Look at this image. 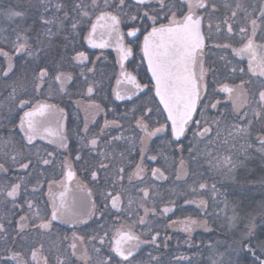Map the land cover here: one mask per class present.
Returning <instances> with one entry per match:
<instances>
[{
	"label": "flooded vegetation",
	"instance_id": "obj_1",
	"mask_svg": "<svg viewBox=\"0 0 264 264\" xmlns=\"http://www.w3.org/2000/svg\"><path fill=\"white\" fill-rule=\"evenodd\" d=\"M50 2L53 9L57 3L65 5L63 11L55 10L50 19L54 15L63 19L64 12H68L69 18L65 20V24H71L73 17L79 20L81 35L70 36L65 33L63 36V33L56 35L54 32L47 34L44 36L47 39L45 50L39 48V43L35 42L37 37L34 36L35 55L31 66L16 65L18 55L6 51L12 56L14 65L7 76L3 74V69L7 68L8 60L0 55L3 62L0 64V136H6L7 132L16 135L21 142L18 149L21 152L29 150L31 162V167L27 169L11 164L15 163L14 160L12 157V160H8L10 158L1 154L3 151L2 144L0 145V165L4 168V171L0 170V194L6 196L0 214L4 225L3 233L0 232L3 243L0 245V264H4L5 260L7 264H17V261L12 259L13 252H20L24 260H31L33 248L48 257V264H59L60 260L65 264H99V261L107 260L109 256L112 257L113 264H116V261L129 264L111 251L115 230L121 225L125 228L131 227L139 237V246L129 258L131 264H259L256 257L264 258L257 250L253 256L252 252L242 249L240 244V236L247 228L245 216L251 212L253 199L236 192H227L221 195V200L232 202L226 203L227 211H218L212 208L210 200L199 195L196 185L197 181L223 180V183L240 187L247 179L256 181L261 175L264 152L258 151L260 144L257 137L264 135V118H255L253 111L257 107L258 93L264 89V75L260 74L264 69L259 67L264 50L257 49L253 71H249L250 57L238 55L234 49L241 48L252 36V19L257 20L254 42L264 45V20H261L264 14V0H205L206 9L196 10V14L202 17L201 26L205 37L203 63L208 69L205 76L207 92L204 94V103H220L215 109L208 108L204 117L197 113L195 118L219 120V126L212 123L213 131L207 136L199 137L193 135L197 130L196 125H190L189 130L178 141L171 135L170 123L166 120V114L155 97L154 90L134 91L133 86L126 82L117 84L118 79L124 80L117 51L118 41L115 35H108L103 27L104 22L98 23L94 38L97 43L106 41L107 47H92L84 38L100 11L116 12V9L111 6L104 9V0H96L98 8H93L92 0ZM166 2L175 4L172 11L177 12V17L187 11L186 4H181L180 0ZM78 3L87 5L89 17L82 19L78 12L73 10ZM116 3L118 0H109L110 5ZM146 3L151 6L150 15L155 14L152 10L159 11L158 0H149ZM126 4L128 7L124 11L135 14L139 10L142 15L144 6L137 9L134 0H126ZM213 4L215 8L212 7ZM233 11L236 12L234 17ZM160 15L163 16V13ZM122 20L124 22L120 25V30L124 33V44L136 41L132 44L133 54L124 60V69L136 76L143 85L148 83L151 77L147 62L142 59L143 53L137 46L142 43L143 33L137 34L138 39L128 37L126 33L130 27L150 26L151 21L145 18L133 22L127 16H122ZM160 22L168 21L161 19ZM228 25L232 27L231 32L228 31ZM242 28L246 29L243 33ZM77 51L85 52L89 59L82 63L74 61L72 57ZM44 67L48 68V76L40 83L37 77L40 68ZM21 68L30 71L26 74L27 81H20L22 75L18 71ZM89 68L93 71L88 72ZM57 71L71 73L73 77L63 91L60 90L59 82L54 80ZM225 83L236 89L235 95L240 98L238 102L243 105L238 111L234 109L228 94L220 91V85ZM37 84H40L39 88L36 87ZM89 84L94 87L91 94L87 91ZM124 90L131 91H128L124 99H117L115 92L123 93ZM20 95H29L30 101L21 100L27 103L23 106L19 104L20 112L11 122L12 125L7 127L6 104L12 101L11 99L16 101ZM38 105L52 106L47 109L45 117L53 126L57 125L58 129H49V140L35 137L29 141L20 127V117L25 111L36 110ZM96 105H99V109ZM145 108L153 109L148 121L152 128L158 127L159 124H167L168 127L145 142L146 150L142 161L144 171L139 178L133 176L129 180V175L136 170V164L141 163L142 145L139 137L144 133L136 126V120ZM105 120L118 121V124L105 128ZM249 120L252 124L247 136L235 133L231 137L228 135L234 126L247 127ZM217 130L220 132L219 137L216 135ZM60 134L66 138V147H60L58 143ZM94 136L98 137V143L96 148L92 149L88 141ZM118 136L124 139H112ZM101 151L109 157L103 161L108 165L106 171L98 168L100 160L103 159L99 156ZM153 156L156 157L155 160L151 159ZM224 157H230L231 163L217 166V159L223 160ZM45 159L50 163L44 164ZM65 161L69 167L64 166ZM120 168L124 169L123 173L118 172ZM154 168L160 169L163 177L159 174L153 176ZM21 169L31 170L27 181L17 175L22 172ZM69 170L74 173L71 180L66 177ZM93 171L98 173L95 180L91 175ZM7 181H26L25 184H31L33 188L29 190V187L24 186V189H19L15 198L8 197L6 188H2V184ZM145 188L149 192L147 197H144L142 192ZM61 192L65 193L64 201L69 214L52 221L49 229L34 227L41 222L35 215L37 212L41 218L51 217L53 200L50 193L55 195L58 206ZM117 192L120 193L121 207L114 209L111 206V197L106 198V194L115 195ZM206 196L210 195L206 193ZM28 197L32 208L24 210L22 206ZM201 199L206 201L205 205L199 204ZM9 202L10 208L7 209ZM165 207L171 211L165 213ZM145 208L149 209L147 213ZM8 216L12 218V223L6 221ZM21 217L26 219L21 221ZM229 217L235 222L233 231L227 226ZM187 218L201 223L193 226L191 232H186L182 222ZM141 219L143 223L140 222ZM22 224L24 227H21ZM254 225L252 223V228ZM73 234L83 237L82 241L77 240L75 256L72 255L70 247ZM154 235L156 240L152 242ZM248 239L254 245L252 240ZM84 249H87L90 258L88 261L80 259ZM32 264L36 262L33 261Z\"/></svg>",
	"mask_w": 264,
	"mask_h": 264
},
{
	"label": "snow or ice",
	"instance_id": "obj_2",
	"mask_svg": "<svg viewBox=\"0 0 264 264\" xmlns=\"http://www.w3.org/2000/svg\"><path fill=\"white\" fill-rule=\"evenodd\" d=\"M181 4H186L187 11L181 16L177 17V12L172 11L175 7V4H168L166 0H158L159 11L152 10L155 14L150 15L149 9L150 5L146 3V0H136L137 9L139 6H144V11L141 15L139 10L135 14H129L124 11L128 5L126 4V0H118V3L115 5H110L109 0H104L103 8L107 9L110 6L116 9V12L113 11H100L99 14L95 18V22L92 23L91 29L88 32V35L84 37L88 44L92 47L104 48L107 47L108 44L106 41H102L97 43L95 40V33L97 31V25L99 22L103 21V27L107 30L108 35L111 37L113 34L117 37L118 48L117 51L119 53V63L121 67V75L124 77V80H117V84H121L122 82H126L129 85L133 86L134 91H143L147 89L149 92L154 90L155 97L159 98V103L163 105V111L167 113L166 120L170 121L171 135L176 138L178 141L181 137H183L186 131L189 130L190 125H196V131L193 133L194 136L204 137L207 136L208 133L213 131L212 123H215L217 127L219 126V120L209 121L208 119H196L197 113L201 117H204L205 111L208 108L215 109L218 107L220 101L204 103L205 95L207 92V84L205 82V76L208 72V69L204 67L203 63V49H204V41L205 37L201 31L202 25V17L196 14L197 9H206L205 0H180ZM93 8H98L96 0H92ZM215 8V5H212ZM239 7V5H237ZM65 5L63 3H57L55 5V9L57 11H63ZM87 5L83 3H78L75 5L74 11L78 12V15L83 19L89 17L90 13L86 10ZM47 11V9H45ZM163 13V16L160 13ZM8 19H13L14 17L23 16L22 12H18L15 10H9L7 13ZM236 12H232V16L234 17ZM122 16H127L130 21L135 22L140 19H147L151 21V25H141V27H130L127 31L128 37L137 38L138 33H143L142 43L137 46L140 48L143 53V60L147 62V70L151 73V77L148 83L141 84L136 76L132 75V73L126 72L124 69V60H126L129 56L133 54L132 44L136 43L135 40L130 42L128 45L124 44V33L120 30V25L124 22L122 20ZM69 14L68 12H64V18L59 19L55 15L52 19L43 20L45 24H58V30H63L65 28V20H68ZM161 19H167V23H161ZM261 20H264V14L261 16ZM80 21L76 20L74 17L72 18L70 31L75 32ZM250 23L253 26L252 36L248 38L247 42L242 45L239 49H234V51L238 55H248L250 57L249 61V71H253V62L256 61L257 58V49L264 50V45H257L254 42L253 37L256 35V27L257 20L252 19ZM211 27V25H209ZM15 33V39L12 41V49L14 54H27V56H34L35 53L32 48V43L30 42V37L26 34V31H17L13 29ZM228 31H232L231 25H228ZM246 29H241V32H245ZM47 34H52V30L46 29ZM67 39V37H66ZM36 43H40L39 39L35 41ZM38 51V50H37ZM0 55H2L5 59L8 60L7 68L3 69V74L5 76L8 75L9 72L12 71L14 65L12 63V56L6 52L3 48H0ZM74 61H87L89 57L83 51H77L75 56L72 57ZM261 69H264V52L261 53V61L259 64ZM93 69L89 68L88 72H92ZM243 71V70H241ZM261 75H264V71H261ZM83 75V72H81ZM48 76V68H40L37 79L40 83L45 81V78ZM71 73H65L57 71L54 76V80L59 82L60 90L65 89V85L68 81L72 80ZM87 82V81H85ZM37 88L40 87V84L36 85ZM87 91L91 94L94 91V87L92 84H89ZM128 91L124 90L123 93L121 91H116L115 95L117 99H124L125 95L128 94ZM220 91L227 93L228 98L232 101L234 109L239 110L243 105L240 104L239 97L235 95L236 89L227 83L220 85ZM134 94V92H133ZM130 98V97H129ZM21 105H25L26 101H21ZM244 103H247V99L244 100ZM257 107L253 111V116L255 118H264V89L260 90L258 93V99L256 101ZM203 105V107H199ZM50 105H38L37 109L34 111H25L23 116L20 117V127L25 130V135L29 141L35 138L37 133V127L35 125L34 120L32 119L37 111L42 115L46 108H50ZM97 109H99V105H96ZM61 112L63 110H60ZM159 111V109H157ZM153 109L145 108L140 118L136 120V126L144 133L143 136H140L141 147V163L136 164V170L131 173L128 177L129 180L132 179L133 176L140 177L141 173L144 171L142 166V161L144 158V144L151 137L155 136L157 133H162L168 127L167 124H159L158 127L152 128L149 124V119L151 118ZM161 115L163 113H160ZM247 113H245V116ZM158 123V122H157ZM111 124H118V121H108L105 120L104 127L107 128ZM252 124V121H248L247 127L234 126L233 131L229 132L228 135L231 137L233 134H244L245 136L249 133V128ZM26 125V127H25ZM88 131V123L87 120L85 122V132ZM104 131V128L101 129V132ZM217 137H219L220 132L217 130ZM65 137L60 134L58 143L60 147H66ZM113 140L124 139L122 136L113 137ZM260 148L258 151L264 152V135H259L257 137ZM98 143V137H93L88 141V144L92 147V149L96 148ZM227 143V141H225ZM251 147V145H249ZM99 156L103 159L100 160L98 164L99 170L106 171L108 165L103 161L108 159V154L101 151ZM15 159V157L13 158ZM79 159V157H77ZM152 160H155L156 157H151ZM44 164H49L50 161L45 159L43 160ZM211 163V161H210ZM231 163L230 157H224L223 160L217 159V166H223ZM183 164V161H181ZM65 167H69L67 162L65 161ZM3 165H0L2 168ZM21 168L27 169L31 167V162L21 163ZM119 173H123L124 169H118ZM159 174L160 177H163V172L158 169H152V175L157 176ZM93 180L97 179L98 173L97 171H93L91 173ZM74 176V173L69 170L66 173V177L68 180H71ZM179 178V175H178ZM120 179H123V176H120ZM51 186V184H50ZM200 189H205L206 185L201 183L199 185ZM20 189L19 184H13L10 187V190L7 191V196L15 198L18 195ZM213 190H215V185H213ZM195 191V189H193ZM144 197L149 195L148 189H142ZM51 198L53 200V211L51 213L50 219L41 218L39 213L37 212L35 215L38 219H41L39 225H34L38 229H49L52 226V221L61 219L62 217L68 215V210L66 208V204L64 201V192L60 193V202L57 206L56 197L54 194L50 193ZM111 197V206L114 209H119L121 207V197L120 193L117 192L115 195L111 193L106 194V198ZM192 203H197V201H191ZM131 203V201H129ZM188 203V201H186ZM200 205H205L206 201L201 199L199 201ZM29 208H32V202L28 201ZM143 206V205H141ZM149 209L145 208V213H147ZM155 211V209H152ZM165 213L171 211L170 208L165 207L163 210ZM21 221H24L26 217H21ZM235 219V217H233ZM143 223V219L140 221ZM184 224V230L186 232H191L193 226L199 225L201 222L192 218H187L186 221L182 222ZM21 227H24L22 224ZM4 230V225L0 224V231ZM252 226L247 228V231L243 234V237L240 241L242 249H246L247 251L252 252L253 256H255L257 248L260 250L262 254H264V241H260L258 245H253L249 241V237L252 235ZM157 235H159L157 233ZM94 239V238H93ZM77 240L82 241L83 237H77L73 234V242L70 247L72 249V255H76L77 251ZM156 236L152 237V242H155ZM101 242L103 243V238H101ZM136 242V243H133ZM139 246V237L135 235L132 231L131 227L125 228L124 225L117 228L115 230V235L111 241V251L115 252L117 256L121 257L123 261H128L130 257L133 256V251L135 248ZM43 246L41 245V248ZM97 251H99L97 249ZM12 259L17 261V264H32L33 261L36 264H48V257L42 255L38 252L37 249L33 248L31 250V260H24L22 254L20 252H13ZM80 259L85 261L90 260L87 255V249H84L82 252ZM256 260L259 261V264H264V259H260V257H256ZM4 264H7V260H5ZM59 264H65L63 260L59 261ZM99 264H113L112 257L109 256L107 260L99 261ZM116 264H120L119 261H116Z\"/></svg>",
	"mask_w": 264,
	"mask_h": 264
},
{
	"label": "rangeland",
	"instance_id": "obj_3",
	"mask_svg": "<svg viewBox=\"0 0 264 264\" xmlns=\"http://www.w3.org/2000/svg\"><path fill=\"white\" fill-rule=\"evenodd\" d=\"M50 1L51 0H37V2L34 4V12L30 11V9H28V8L24 9V10H20L19 9L20 7H18L16 5H13V6L7 5L5 8L0 7V42L10 44V48H11V51L9 50L10 53L14 54L13 49H12V41H14V39H15V33H14L13 29H16L17 31L28 32L26 30L27 25L25 24V22H27V19L30 18V16H34V19H36V20L42 19V21L50 19V17L52 16V13H54L56 10V9L52 8L53 4ZM6 2H10V1L6 0ZM12 2H14V1H12ZM12 2H11V4H13ZM2 3L0 2V4H2ZM10 9L18 11V12H22L23 16L14 17L11 20L8 19L6 13ZM45 9H47V11H45ZM49 25L50 26L48 27V29L50 28L52 30V32H54L56 35L63 33V36H64L65 33H68V35H70V36H80L82 33V31L79 29L80 25H78V27L74 33L70 31V25L71 24H69V25L65 24V28L63 30H58V24H54V25L49 24ZM28 26H30V25H28ZM30 42L31 43L34 42L31 37H30ZM33 46H34V44L32 45V48H33ZM17 55H18L19 59H21L22 56H24V59L26 58L28 60L27 54H17ZM6 64H8V61L6 62ZM23 99H28L30 101V96L29 95L27 97L23 96L16 101L11 99L12 101H9L6 104V119H7L6 122L8 123L7 127H10V125H12L11 122H13V120L17 116V113L20 112L19 104H20L21 100H23ZM18 139L19 138L16 137V135L7 132L6 136H4V137L0 136V145L2 144L1 150L3 151L1 154L3 156H7V158H10L8 160H12L15 157V159H13L15 163H11V164L17 165L18 167H20L21 163H28L29 162V156L30 155L28 153L29 150H26V152H23V151L21 152V150L18 149L19 145H21V142ZM8 151H10V152H8ZM11 157H12V159H11ZM262 161L264 162V156L262 157ZM21 170H22V172L18 173L17 175L21 178H25L27 181V178L30 177V175H31V172H30L31 170H27V171L23 170V169H21ZM222 181L223 180H216V181L208 180L206 182L197 181L198 184L196 185V188L199 189L198 190L199 192L198 191L197 192L199 193V195L210 200L211 204H212V208L218 209V211L220 209L221 210L226 209V211H227L228 209L226 208L227 207L226 203L229 204V202L230 203L232 202L231 200H227V199L221 200L222 199L221 195L227 194V192H236L237 194H242L244 196H247L248 198L253 199L254 204H252L253 206H252L251 212L246 214V216H245L246 220L245 221H246L247 228L250 227L252 225V223L255 224L254 227L252 228L253 229L252 235L249 238L252 240L254 245H258L260 241H264V166L261 169V175L258 176V179L256 181L247 179V181L245 183H243L240 187H238V185L236 186V185L230 184V183L229 184L223 183ZM19 182L20 181H18V182L7 181V182L2 184V188L3 189L6 188V190L8 191V190H10L11 185L19 184L21 190H22V188L24 189L25 187H29V190H32L33 185L29 184L27 186V183L25 184V182H21V183H19ZM0 183H1V180H0ZM201 183L206 185L205 189H200L199 185ZM213 185H215V190H213ZM234 187L236 189H234ZM206 193H208L210 196L207 197ZM5 197L6 196H4V194H0V214H1V210L4 207ZM28 201H30L29 197L26 199V201L24 202V205L22 206V208L24 210H31V208L28 207ZM9 205H10V202L7 204V209H8ZM2 220H3V218H1V216H0V224H3ZM6 221H9V223H12V218L8 216ZM227 226H229L230 231H233L235 228V222L233 220H231L230 217L228 219ZM247 228H246V231H247ZM2 233H3V230L1 232V234ZM244 233L241 234V236H240L241 239H242ZM257 252L259 253V255L261 257L264 258V254H262L258 248H257ZM252 264H254V263H252Z\"/></svg>",
	"mask_w": 264,
	"mask_h": 264
},
{
	"label": "trees",
	"instance_id": "obj_4",
	"mask_svg": "<svg viewBox=\"0 0 264 264\" xmlns=\"http://www.w3.org/2000/svg\"><path fill=\"white\" fill-rule=\"evenodd\" d=\"M7 1H10V2H6V0H1L0 2L1 3L3 2V3L0 4V7L5 8L7 5H9V6L16 5V6L20 7L19 8L20 10H24V9L28 8L32 12H34V4L37 2V0H7ZM12 1H14V2H12ZM11 2L13 4H11ZM25 24L27 25L26 30L28 31V32H26V34L28 36H30L33 41H34V36H36L40 41V43H39L40 47L39 48L40 49L44 48V50H45L46 45H47V39L43 36H47L46 29H48V27L50 25L43 23L42 19H40V20L34 19V16H30V18L27 19V22H25ZM28 25H30V26H28ZM33 44H34V42H32V45ZM0 48H3L5 51H8V52H9V50L11 51L10 44L4 43V42H0ZM33 51H34V46H33ZM41 55H45V54H41ZM33 63H34L33 62V56H31V57L28 56V60L26 58L24 59V56H22L21 59H19V57H18V58H16V62H15L16 65H20V66H25V65L31 66ZM0 64H3V62H1V60H0ZM18 72L22 75V78L20 79V81H22V82L27 81L26 74H29L30 71L29 70L27 71L26 69L21 68V69H19ZM23 96L26 97V95H20V96H18L17 100ZM9 208H10V206H8V209ZM6 243H8L7 240H6ZM1 244H3V243L1 242V238H0V245Z\"/></svg>",
	"mask_w": 264,
	"mask_h": 264
},
{
	"label": "water",
	"instance_id": "obj_5",
	"mask_svg": "<svg viewBox=\"0 0 264 264\" xmlns=\"http://www.w3.org/2000/svg\"><path fill=\"white\" fill-rule=\"evenodd\" d=\"M134 1H136V0H134ZM148 1L149 0H146V2H148ZM98 26H99V24L97 25V31H98ZM97 31H96V33H97ZM201 31H202V26H201ZM96 33H95V35H96ZM202 33H203V31H202ZM113 35H115V34H113ZM157 99L159 101V98L158 97H157ZM161 106L163 108V105H161ZM47 109L48 108L45 109V111H44V113L42 115L37 111V114L32 118L34 120L35 125H36L37 130H38V133L35 135V137H40V138H42L44 140H49V138H50V131H49V129H52V127H53V129H58V126L57 125H56V127L53 126L50 123V121L48 120V118L45 117V114L47 113ZM28 111H31V110H28ZM164 113L167 116V113L166 112H164ZM169 123H170V121H169ZM25 127H26V125H25ZM22 130L24 131V134H25V130L24 129H22ZM0 170H3L4 171V168L2 167V168H0Z\"/></svg>",
	"mask_w": 264,
	"mask_h": 264
}]
</instances>
